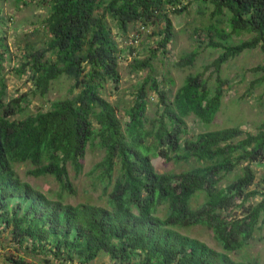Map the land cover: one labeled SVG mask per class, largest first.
I'll return each instance as SVG.
<instances>
[{"label": "trees", "instance_id": "trees-1", "mask_svg": "<svg viewBox=\"0 0 264 264\" xmlns=\"http://www.w3.org/2000/svg\"><path fill=\"white\" fill-rule=\"evenodd\" d=\"M189 1L210 5L217 23L226 20L228 30L205 26L207 45L221 52L202 71L187 74L172 98L156 78L145 77L136 84L122 122L101 93L105 82L119 81V55L130 49L119 48L110 22L122 33L136 24L132 37L161 24L153 33L159 36L156 49L165 51L174 35L169 13L183 12ZM42 2L48 8L42 19L48 40L40 48L27 44L25 59L14 70L19 76L28 72L33 92L40 94L61 76L73 82L68 96L17 117L25 112L29 93L6 100L7 48L0 33V232L10 235L17 250L6 258L10 264H32L24 252L40 256L44 264H91L101 254L112 264H259L257 258L232 253H241L258 231L264 239V120L254 132L233 125L188 135L187 119L214 122L227 82L222 64L245 50L264 53V0ZM195 55L196 50L186 53L178 64H191ZM132 61L135 71L151 66L149 58ZM211 68L213 82L204 77ZM251 70L258 76L249 87L264 84V63ZM151 93L158 102L150 116ZM87 146L103 152L88 176L105 205L65 202L60 192L50 198L14 170L29 163L28 175L52 176L73 191L69 169L81 173ZM157 156L187 167L160 172L152 163ZM197 225L210 230L220 249L181 232Z\"/></svg>", "mask_w": 264, "mask_h": 264}, {"label": "rangeland", "instance_id": "rangeland-1", "mask_svg": "<svg viewBox=\"0 0 264 264\" xmlns=\"http://www.w3.org/2000/svg\"><path fill=\"white\" fill-rule=\"evenodd\" d=\"M27 1L28 3L24 4L22 1L17 0H0V16L2 17L0 33L5 38L7 48L4 52L3 62L4 78L7 85L6 100L12 97L16 98L23 93H29L28 101L24 104L25 112L16 114L17 117H23L27 113H34L38 110H45L52 100L68 96V89L73 82L72 79L61 76L50 84L45 94H40L37 91L33 92L34 86L28 72L19 76L14 70L25 59V46L27 44L34 48H40L45 45L49 37L48 33L42 28V19L48 11L46 3L42 0ZM186 5L187 9L181 13H169L174 35L166 45L165 51L156 49L159 36L153 33V31L157 32L158 28L162 26L161 24L146 26L135 38L134 34L132 37L131 32L136 30V24L129 25L127 32L122 33L110 22L112 34L115 36L119 48L129 47L130 49L125 48L119 55V81L117 83L111 80L105 82L101 93L117 107V116L122 122L126 120L125 109L132 103V92L136 84L145 77L156 78L161 86L166 89L169 98H172L187 74L202 71L203 66L210 63L221 52V49L207 45L208 33L205 26L214 23L216 26L228 30L226 20L223 19L217 23L215 18L210 17V5L200 7L196 1H189ZM248 36L249 34L232 35L226 42H237ZM151 48H154L153 53L150 51ZM193 50H196V55L191 64L179 65L180 58ZM133 58L143 60L149 58L151 66L136 71L132 70ZM263 63L264 53L259 48L245 50L224 62L220 74L223 78H226L227 82L223 86L224 93L216 119L207 125L190 116L187 119L188 135H195L201 131L211 132L217 128L233 125H239L244 131L254 132L256 127L264 120V84H255L252 88L249 87L250 82L258 76V73L253 72L251 68ZM212 68L204 73V77L210 82H213L216 76L215 73H211ZM169 78L173 79V83L168 82ZM150 95L147 112L151 116L156 110L158 100L153 93ZM102 155L103 152L99 149L87 146L82 160L83 169L81 173L75 176L73 170L69 169V179L73 191L60 187L52 176L35 177L28 175L26 171L31 167L29 163L16 164L14 170L22 180L29 182L42 192L48 193L50 198H57L56 194L60 192L65 202L72 204L89 202L105 205V196H100L101 189L99 187L95 189L91 186L88 176L89 170L101 159ZM152 163L160 172H178L187 167L186 164H174L159 156L154 157ZM260 169L261 167H257V170ZM201 199V197H198L196 203H200ZM181 232L206 241L210 246L220 249L211 237L210 230L203 226L183 228ZM259 232L255 236L257 239H251L249 244L241 250V253H232V255L238 259L257 258L259 264H264V239L258 238ZM6 233V231L0 232V242L3 244L0 247V264H10L6 258L10 254H17L14 244L10 243V235ZM24 253L29 262L44 264L38 258L40 256L28 252ZM98 260L102 262L109 260V258L107 255L101 254Z\"/></svg>", "mask_w": 264, "mask_h": 264}, {"label": "crops", "instance_id": "crops-1", "mask_svg": "<svg viewBox=\"0 0 264 264\" xmlns=\"http://www.w3.org/2000/svg\"><path fill=\"white\" fill-rule=\"evenodd\" d=\"M104 259H105V258H104ZM104 259H103V260H104ZM97 262H99V263H97ZM104 262H109V260H107V261L105 260V261H102V262H101V261H99L98 258H97V259L94 260L91 264H101V263H104Z\"/></svg>", "mask_w": 264, "mask_h": 264}, {"label": "built area", "instance_id": "built-area-1", "mask_svg": "<svg viewBox=\"0 0 264 264\" xmlns=\"http://www.w3.org/2000/svg\"><path fill=\"white\" fill-rule=\"evenodd\" d=\"M135 38H137V36H135ZM32 264H39V263H32ZM106 264H112L111 262H109V263H106Z\"/></svg>", "mask_w": 264, "mask_h": 264}, {"label": "clouds", "instance_id": "clouds-1", "mask_svg": "<svg viewBox=\"0 0 264 264\" xmlns=\"http://www.w3.org/2000/svg\"><path fill=\"white\" fill-rule=\"evenodd\" d=\"M109 262H110V260H109ZM109 262H104V263H101V264H106V263H109Z\"/></svg>", "mask_w": 264, "mask_h": 264}]
</instances>
